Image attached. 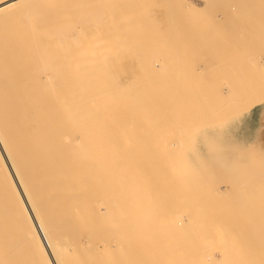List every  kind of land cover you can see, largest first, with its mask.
<instances>
[{
	"label": "bare ground",
	"instance_id": "1",
	"mask_svg": "<svg viewBox=\"0 0 264 264\" xmlns=\"http://www.w3.org/2000/svg\"><path fill=\"white\" fill-rule=\"evenodd\" d=\"M88 1L89 0H0V172L3 175L2 177H4V180L2 181H5V184L3 185L1 184L2 183L1 181L0 186L5 185L6 187L5 186L4 187L7 188L9 191V193L7 192L9 195H7L6 197L7 204L6 203L4 204L5 206L4 209L3 208L0 209V264H17L13 253H18L16 255H18L19 257V253L27 249L26 247H30V249L28 248L29 251L31 250V248H34L35 253H32L34 251L32 250L31 251L32 254L30 256H27L26 253H28V251L27 252L23 251L22 254L24 255L25 253L26 258H27V259L25 258V255L24 256L21 255L23 256V259L24 258L26 259L24 260V262H26L29 259V257L32 256V258L29 259L31 261L33 258H35L34 257L35 255L33 256V254H36V256L38 257L37 260H39L36 264H39V263L40 264H211L213 257L211 258L212 255H209L210 251L208 249H211L209 248V246L210 244L214 245L213 242L215 240L218 243L219 242L221 243L219 239L220 237L218 238V236L221 235V233L223 232L218 233L217 234L218 236H216L217 232L215 230L219 229V227L216 229L218 223L219 224L224 223L222 221L219 222V220H221V218H219L218 223L215 224V221L217 222V219H215L214 216L219 211H221V213L219 212L220 216L224 215L223 211L224 210L226 211V209H224V205H225L224 202L227 200H223L220 198L221 200L224 201L221 209L215 207L216 203L213 206L214 202H212L213 204L212 203L208 204L209 201L211 202L215 199H213V197H210L214 195L210 191V189L207 190L205 188L208 185L207 186L205 185L203 187V184L206 183L207 181V179L203 178V176H202L203 183L199 182V185H197V187H200L201 185L200 183H202L201 185L202 188L201 187L199 188L200 189L199 192L201 194L205 192V194L208 195V196L206 195L207 197L206 196L205 197L209 201H207L204 198V201L206 200L205 202L207 203H204V201L202 200L204 197L203 196L204 194L202 195L201 198H200L201 196L200 194H199L200 196L197 195L198 193L197 191L199 189L196 188L195 184H197V182L194 183L193 179H192L193 181H187L188 183H186L184 181V178L186 175L182 174L183 177H181V180L184 181V183L182 182L183 184L182 183L181 184L183 186L179 183L181 180H179L178 178V172L175 171L176 170L175 166H177V164H175V162H177L175 155L179 153V151L177 152V150L180 149V146H181L180 145L178 148V145H179L178 142L180 141L181 143V139H183L185 132H186L184 131V133H180V130L182 132L183 130L182 128L184 127L183 124L185 123L184 120L186 119L185 117H187V115L184 116V114H187V113H184L182 111V113H184L183 114L184 123H183L182 122L183 118L180 119L182 116V113L180 112L181 115L178 114L179 111H181V110L178 111V108L183 109V106L182 107L181 106L178 107V106H179V100L180 101L182 100V103H183L185 99V102H186L189 96L187 97V94L185 93H183L184 95L179 96L180 94H178L179 93L178 89L173 87L175 84L173 86L171 85L172 87L171 86L166 87L168 83L167 85H164L161 83L158 84V82L156 83L154 80V77L152 76L155 72L154 70L156 69V67L154 68L155 64L152 66V62H151V59H153L154 57L151 58L150 55H148V58H146V54L148 53L146 51H145L146 54L143 53L142 52L143 50H141V52H136V50H139L138 46H137L138 47L137 49L135 48L136 49L135 52L130 51L132 48L129 50L128 47L124 46L126 44L125 42L128 39L127 30L129 29L127 27L129 25H126L127 27H124L125 26L124 25L125 22H124V24H121L122 26L124 25L123 30L122 29L118 30L119 27L116 28L117 25L115 26L114 22H112L114 18H116L117 21H122V20L124 21L126 17L129 18L128 16H130L131 14L129 10H126V11L130 15L127 14L125 10H123V8L126 7L124 6V4L120 5L121 7L122 6L124 7H122L121 9L119 7L120 10L118 13H116L118 17H116V15H113L111 17L110 19L112 20L111 25L110 27H108V23L110 22V20L109 22H106L103 19V18H106V20H108L107 17H104V15H107V14L103 15V12L108 9L107 5H105V3L107 2L105 0H103V2L100 0L101 3H104V6L102 4L100 8L102 9L103 7H105V9L103 8L102 10H100V8L98 7L100 3L97 4L99 2L98 0H97L98 1L97 3H95V1L93 2L92 0V2L95 4L94 6L97 5L96 7L98 8L91 7L93 6L91 4L92 2L87 3ZM107 1L108 2L110 1L108 3L109 5L113 4L111 2L112 0H107ZM184 2L186 1H183V3ZM86 3L91 4V6L90 5L88 6ZM125 5H127V3ZM140 6H143V5H140ZM157 6H159V4ZM111 7L109 8L111 9ZM113 7L111 10L110 9L107 10L108 13L109 11L111 12L114 9ZM170 7H171V4H170ZM176 7H178V5H176ZM180 7H183V5ZM140 8H136V9H140ZM191 10L192 9H190L189 13H192ZM208 10L209 9H207V11ZM100 11L101 12L103 11V12L101 13ZM137 11H140V10H137ZM222 11H224V8ZM199 12L200 14H202L201 11ZM208 12H210V10ZM216 12L218 13V11ZM119 13L120 15H118ZM171 13L173 12L171 11ZM121 14H123L122 17L125 14H127L128 16L126 15V17H123V19H121L122 18ZM101 15L103 16L101 19H103L105 23H107L106 27H108V29L109 28L111 29V27L114 25L115 27L113 26L112 27L113 29L115 28L117 29V31H119V33L121 34L123 33L124 36L125 35L127 36L126 40L124 39L125 40L124 44L123 43H122L123 45L119 44L124 47L122 48L121 46L118 45L117 47H115V49L117 48L118 50L116 49L115 51V49L113 48L114 47L113 45L118 44L116 42H119L118 36H120V34L119 33L116 34L117 35L116 38L118 37L117 38L118 40L116 38L114 39L113 36L115 35L117 31L115 29H114L115 31L112 30L111 32L114 33V35H112L110 30L108 33L105 30L106 27H103L106 24L104 23L105 25H102L103 23H100L101 24L100 27L102 26L104 28L101 31L105 30L104 33L105 32L106 33L104 35H106V37L109 36V38H103V36L101 35L99 36L98 34L102 33V32L98 33L100 29L99 31L96 30L97 31L96 34L98 33L97 37L99 36V38H103L101 39V41L102 40L107 41V42L111 41L109 42V44L107 43V45L113 46V47L110 46L111 51L108 52L105 44H103L105 42H102L101 44L104 45V47L106 48V51L104 47L102 48V46L99 48L100 44L95 43L94 45H96V47L97 45H99L97 47L99 51L101 49L102 50L104 49L105 52L103 51V53L107 52L106 54H103L102 56L99 55L101 53L98 54L99 51H97L96 47L92 45V40L94 42L96 40L97 43L101 42V41H98L99 39L97 40L94 38L93 34L91 33V31L93 30H89V34H92V36L89 35L88 33H87L88 37H87V34L86 35L83 34V33H86L87 31L86 28H84L83 26L85 25L87 27L88 24H90L88 23V21H94V22L98 21ZM167 15H172V14L169 13ZM180 15H181L182 21L187 16L185 13L184 14L182 13ZM182 15L184 17H182ZM191 15L192 14H190V16ZM108 17H110V13ZM138 17L140 19V16ZM188 17L186 20H190L193 16L189 18ZM214 17L218 18L217 16H214ZM101 19L99 21H103ZM133 19L134 18H132V20ZM146 19H147V16H146ZM213 19L215 20V18ZM86 20L88 24L83 23V22H86ZM135 20L136 19H134V21ZM141 20L142 19H140V21ZM69 21H73V22L69 23ZM77 21H79V23H81L82 25L84 24V25L81 26L79 25V23H75ZM136 21H137V24H134L135 28L134 26L131 25L132 28H134L133 33L135 34H137L138 31L143 32L142 30H140L141 28H143L141 26L142 23L139 22V20H136ZM126 22H129V21L126 19ZM96 23L94 25H96ZM184 23L186 24V22ZM176 25L174 24L173 28H175ZM97 26H99V24L95 26L96 29H98ZM122 26L120 27L122 28ZM170 26L171 25H169V28L167 30H170ZM79 27H83L82 28L83 32H82V29H80ZM154 27L155 26H153V28ZM184 27L187 28V26L185 25ZM146 28H144V32ZM147 29L149 30V27ZM121 30L122 32H120ZM125 31L127 32V34H125L126 33ZM149 31L151 33V30ZM153 31H156V30L154 29ZM139 32H138L139 34L138 36L142 38L141 36H143L144 34L141 35V33ZM209 32L210 31H208L207 33ZM70 33L72 36L70 35ZM78 33L81 34V36L82 35L86 36L88 41H90L89 39H92L90 41L91 45L88 44V46H86L87 45L86 43L88 41L84 43L81 42L80 40L83 38L79 37L80 35ZM158 33H159V30L157 34ZM160 33H163V32L160 31ZM75 34H78V35H75ZM107 34H110V35H107ZM68 35H70L71 37L70 36L68 37ZM164 35L165 34H163V36L161 37H164ZM195 35L198 36V34H195ZM74 36L76 37L78 36L79 38L77 37L76 39V37ZM122 36L120 38L121 41H122ZM201 36L203 35L200 34V38ZM132 38H133V35H132ZM149 38H144V39H149ZM193 38L192 39L189 38V39L193 40ZM207 38L209 37L207 36ZM78 39L80 40L78 41ZM130 39L131 37L128 39V43L126 46L129 45V42L131 45V41H129ZM150 39L151 40L149 41L144 40V42L147 41V44L142 41L141 45L143 47L144 45L148 46L149 44L148 42L151 43V41H153L152 38ZM209 39L207 42H209ZM201 40H204V39L202 38ZM217 40L218 39L214 41H217ZM82 41H84V39ZM139 41L140 40H138V43ZM157 41H158V38H157ZM161 41H159L160 44H161ZM112 42L113 43L115 42L116 44H113ZM172 42H173V39H172ZM172 42H169V43H172ZM200 42H202L203 44V41H200ZM153 43L155 44V41L152 42V44ZM195 43H197V41ZM81 44L83 45L86 44V45L84 47ZM163 44L165 45V43ZM170 45H173V44H170ZM196 45L199 46L198 43ZM195 46L193 47L194 50H196ZM130 47H133V45ZM176 47L175 48L170 47V48L172 50L173 49L176 50ZM215 47L216 46L214 47L211 46V48H215ZM198 48H200V46ZM209 48L210 46L208 47V49ZM92 49L93 50L96 49V52H94L95 50L92 51ZM150 49L151 47L147 50L149 51ZM156 49H158V47ZM156 49L154 51L158 52V50ZM171 49L170 51H172ZM201 50L200 52H204V49H201ZM210 50L209 52L205 50V52L210 53ZM176 51L174 52L176 53V55H174L175 59L177 56H180L178 55L179 54L178 50ZM197 51L199 52L198 49ZM151 52L153 53V50ZM157 52L156 54H159ZM228 53H230V51ZM164 54H167V53H164ZM185 54H187V52ZM194 55H197V54H194ZM205 55L208 57V54L205 53ZM210 56L211 55H209V57ZM169 57H171V55ZM149 58L151 59L149 60ZM158 58L159 57H157V59ZM171 58L169 59L171 60ZM179 58L181 59V57ZM179 58L177 57L176 59L177 63H178ZM147 59L149 60V62L146 61ZM186 60H184V63L183 62L182 63L186 64L188 62L187 60V62L185 63ZM168 61L169 60H167V62ZM201 61L202 60H200V63ZM206 61H204L203 65H205ZM167 62L165 61V63ZM171 62H174V61L171 60ZM191 62H189V64ZM196 63H198V66H199V60ZM212 64H213V61H212ZM158 65H160L159 62H158ZM180 66L182 68V71H181V75H182L184 73L183 71L185 67H183L184 65L182 66V64H180ZM138 67H139L138 69L139 72L137 71ZM205 67H208V66H205ZM160 68H163V66H161ZM169 68H171V66ZM187 68H188V63H187ZM190 69L192 70V68ZM172 70L174 71V69ZM191 70H189L190 74L192 73ZM209 71H210V68H209ZM140 72L147 73V75H150L152 73L150 75L152 77L150 76L147 77V75L144 74L146 78L144 75H143L144 78H139L136 75L139 73V76H140L141 75ZM204 72L207 73L206 70H204ZM199 73L198 75L200 76L202 73L200 74ZM164 74L162 76H164ZM234 75L235 74L233 73V76ZM166 76L167 75H165V77ZM184 76H185V73H184ZM207 76H210V75H207ZM201 78L203 79V77ZM170 79L171 78H169L168 80ZM174 79H176V76L174 77ZM173 83H175V80ZM218 83H221V82H218ZM177 84L178 85L181 84L180 81L179 83L177 82ZM177 84L175 85L176 87H177ZM186 84H189V83H186ZM201 84L199 86L200 88H198V84L197 86L193 85L194 87L198 88L197 89L193 87L196 90V93L198 94L202 90L203 91L201 93L206 92L205 88L203 89ZM254 87H252V91L255 89ZM213 88L215 89L216 86ZM233 88H235V86ZM179 89H184V87L179 88ZM237 89H235V92ZM240 89L242 88L240 87ZM185 90L187 91V89ZM243 90L240 92L243 93ZM255 90L257 91V89ZM193 92L194 91H192V93ZM207 92H206L207 95L203 93L204 94L203 98H201L202 97L200 95L201 93L197 95L198 99L196 97V99L200 101H203V99L205 98L204 100L206 101L205 102L206 104H203L204 101L203 102L199 101V103L200 104L202 103L205 106V108L211 106V104L210 106H208L209 103H207L211 97L210 95L208 96V94L209 93L211 94V92L210 91L209 93ZM194 94L193 96L191 95V98L192 97L194 98ZM231 94H234V93H231ZM224 95H228V93ZM234 95H237L238 97V94L235 93ZM252 95H255V97L257 96L256 92L255 94H252ZM217 97L219 100L223 98V95H222V98L221 96L219 97L216 95L215 98ZM229 97L231 96H228V98ZM251 97L253 99V96ZM251 97L249 96L248 99H251ZM212 98H214L213 95H212ZM232 99H225V101L226 102L229 100L232 101ZM254 101H256V99ZM192 102L194 101H191V103ZM223 102L224 101L222 100L221 103L220 102L219 103L222 104ZM213 103H214V100H213ZM202 104L201 106H203ZM226 104L227 103H225V105ZM189 107H192V106H189ZM202 108L205 109L204 107ZM211 109H209V111H211ZM224 110L225 109H222V112ZM191 112H194V111H191ZM198 112H201V111H198ZM195 114L196 113H193V116ZM203 114L204 113H202V115ZM216 114H217V117H219L218 116L219 113L216 112ZM202 115H200V117ZM214 115H215V112H214ZM166 117L169 118L167 122L169 123L170 121L169 124H165L166 122L163 121L164 119L166 121L167 119ZM194 118L195 117H193L192 119ZM178 119L181 121H179ZM203 119L205 121V118ZM189 121H191V119ZM195 122H196V119H195ZM201 122L200 124H204ZM164 124L166 126H164ZM179 124L180 126L183 125L181 129L179 127ZM205 125L207 124L205 123ZM166 127H169V128H166ZM148 130H150L151 135L149 133H146ZM179 133L182 134L181 135V137L183 136L182 138L180 137V135H178ZM148 135L152 136V139H151L152 141L153 139L155 141V144H154L153 143L154 141L152 142L149 139L150 142H152L150 147H148L149 146V141L147 140L149 138ZM156 135H159L158 137H162V138L157 139ZM177 135H178V138H180V140L178 139V141L176 140ZM186 138H188V136ZM165 139H167L168 141L173 139L172 140L173 143L171 142L169 143ZM166 141L168 142L169 146L171 144L173 148L171 146H170L171 148L167 147L166 146L167 144L164 145ZM181 144L183 147V142ZM155 145H157V147ZM161 145L164 148H160ZM176 147L178 149H176ZM237 150L239 151V149ZM219 151H217V153H219ZM175 152L177 153L175 154ZM222 152H223V149H222ZM224 152L226 153L227 151L225 150ZM227 154L226 156L223 153H221L220 155L218 154L219 156L218 158L217 157L216 158L219 159L220 161L225 162L224 160L226 159ZM235 155L233 154L231 156L235 157ZM241 157H240V161H243L244 158L241 159ZM238 159L239 158H236L235 160L238 161ZM219 160L217 161L219 162ZM179 161L180 160L178 159V162ZM226 164L228 163H225V165ZM178 165L180 164L178 163ZM217 165L215 167H217ZM223 165L221 166L224 167ZM263 165L264 164H262V166ZM211 167L214 168V165L213 166L210 165V167L207 166L205 170L209 168L208 171L213 172V169L211 170ZM230 167L227 168L228 171H230L229 169H232V167L231 168ZM244 167L246 166L244 165ZM257 168L259 169V167ZM261 168H260V172H263L261 171ZM216 169L214 171H216ZM221 170L225 171L222 168ZM240 170H244V169H242L241 167ZM240 170L238 169V172H240ZM169 171L171 173H169ZM201 172H205V171H201ZM201 172H198V173H201ZM219 172L220 171H218V174H220ZM179 173L181 174V172ZM192 174L193 176L195 175L193 171H192ZM213 174H216V173H212V175ZM221 174L224 175L223 173ZM198 175L200 176V174ZM244 175H245V172H244ZM191 176L189 177L190 178L189 180H191ZM209 177L211 176H208V178ZM262 177L260 178L262 179ZM213 178L214 176L210 178V182L208 181L209 182L208 188H210L211 179ZM260 178L259 180H261ZM203 179L206 181L204 182ZM223 180L224 179H222V181ZM251 180H253V178ZM189 182L190 183L192 182V183L190 184ZM244 182L245 184H248L246 183V180H244ZM193 183L195 186L193 185ZM211 184H213V181ZM181 186L183 187V189ZM215 186L213 187L215 188ZM232 187H231L232 189L231 191L235 192L234 191L235 187L234 188ZM195 188L196 190L197 189L198 190L196 191ZM201 189L202 190L206 189V190L203 192ZM238 189H240V187ZM253 189L255 188L253 187L252 190ZM256 190L257 189H255V191ZM262 190L263 191H261V193L264 192V189ZM207 191H210L211 193L210 192L206 193ZM242 191H244L243 188H242ZM195 192H197L196 195H195ZM222 193L221 194L219 193V194L222 196L223 195ZM216 194L214 196H216ZM258 194L260 193L258 192ZM227 195L229 194L223 195L222 198L225 197L226 199ZM234 195L235 194L233 193V197ZM252 195H253V192H252ZM209 197L211 198V200L209 199ZM252 197L254 199L255 196H251L250 198L252 199ZM234 201L235 200H233V202L231 201L232 205H234L233 204ZM236 201H238V199ZM231 203L229 202L230 205ZM226 206L227 205H225V207ZM179 207L182 209H180ZM233 208L235 209L234 206ZM237 208L238 207H236V209ZM178 209L183 210L182 211L183 213L180 212L179 214ZM217 209L219 211H214ZM230 209H232V207H230ZM230 211H226V213L228 212L229 214ZM213 212L215 214H213ZM181 213L185 215L186 219H181L182 218L180 216ZM6 214L10 216V219L11 217L12 218L14 217V221H13L14 227L13 225H11L12 223L9 225H7L8 223L5 224L6 222H9V221H4L7 218V217L6 218L4 217V216H7ZM212 215L214 218H212ZM3 217L5 218L4 220H2ZM195 217L196 219H194ZM192 218L194 219V221L195 220L196 221L194 222ZM208 218H210L211 222L214 223V225L216 226H213L212 224L213 227H211V223L208 220ZM213 219H215V221ZM10 222H12V220ZM189 223H191L190 226H193L192 224H195V226L198 227L199 225V228L201 229L202 227L203 230L195 229V231H191L192 227L191 228L188 227L189 229L188 228L182 229L183 228L182 226H184L185 224L189 225ZM206 225L207 226L209 225L210 228H213L212 230L215 229L214 231L216 233L214 232L215 233V236H213L214 238L212 237L213 231L209 227H205ZM5 227H7L8 229H6ZM9 227H11L12 229H10ZM9 229L13 230L16 233L11 234L13 231H9V234H8ZM233 231H236V230H233ZM228 234L230 233L228 232ZM246 234H248V232ZM9 235L10 237H12L13 235L15 236L12 237L13 238L12 239L9 237ZM215 237L217 238L215 239ZM248 237H251V236H248ZM207 239H210V240L212 239L213 241L212 240L210 241L212 243L210 242L208 243ZM221 240L223 241V237L221 238ZM230 240L232 239H229L226 241H230ZM241 240L238 241L237 245H240L241 243L243 244V242L246 243L247 241V239H245L246 241H243V242H241ZM217 242L215 245L216 247L217 245L218 246L220 245V244H217ZM207 243L209 246L207 245ZM223 243H224L223 245H225V242ZM21 245H23V247H20ZM233 246L234 248L237 247L235 245ZM251 246L254 247L253 244ZM177 247H178V250L176 249ZM220 247H221L220 252H222L221 254L223 255V257L221 256L220 257L221 259L226 257L225 259L222 260L226 262V259H228L227 255L226 254L224 255V252H226L225 251L226 248L225 250H223L222 247L224 248V246H219L217 249L220 250L219 249ZM21 248L23 250L20 251ZM236 252H239V251H236ZM29 254L30 253H28V255ZM235 254L237 255V253H234L233 256H235ZM249 254L250 253H247V255ZM238 255H242V253ZM244 256L246 255L244 254ZM244 256H241V257L244 258ZM237 257L238 256H236V258ZM236 258H234L233 260H236ZM23 259L21 258V260ZM216 259H219V258H216ZM233 260L232 261L229 260L231 264ZM248 260L250 261L251 259L249 258L247 259V261ZM33 261L35 262L34 259ZM240 262L238 264H240ZM227 264L229 263L227 262Z\"/></svg>",
	"mask_w": 264,
	"mask_h": 264
},
{
	"label": "rangeland",
	"instance_id": "2",
	"mask_svg": "<svg viewBox=\"0 0 264 264\" xmlns=\"http://www.w3.org/2000/svg\"><path fill=\"white\" fill-rule=\"evenodd\" d=\"M95 1V3H97L98 1V3L97 4H99L98 5V7L100 8L101 7V5L103 4V6H104V3H101V1L103 2V0H93V2ZM107 3H105V5H107V10H109L110 8L109 7H111L113 4V6H115V7H113L114 9L110 12L109 11V13H110V17H108L109 16V13H108V11L106 10V11H102L103 12V15L104 14H107V15H104V17H107V19L108 20H106V18H103L106 22H109V20L111 19V17L113 16V15H116V13H118L119 12V10L122 8V7H124V6H126L125 8H123V10H129V12H130V14L126 11V13L127 14H129L130 16H132V17H130V16H128L127 14H125L123 17H126V15L131 19V21H130V19L129 18H125L124 19V21L122 20V21H117V19L116 18H114V20L112 21V20H110V24L108 23V27H110V25H111V21L112 22H114V25L116 26V28H118V30H120V29H122L123 30V28L124 27H127L126 25H129L127 28L129 29V30H127L128 31V39L131 37V39L129 40V41H131V45H130V42H129V45L128 46H126L127 45V43H128V39H127V41L125 42V40H126V38H127V36L125 35L124 36V34L122 33H119V31H117V29H115L117 32L115 33V35H114V33L113 32H111L112 30H114L112 27L114 26L113 24V26L111 27V29L109 28L108 29V27H106L107 26V23H105V21L103 20V19H101L103 16L101 15V17H100V19L101 20H103V21H96V22H94V21H88V23H90V24H88L87 23V20H86V22H83L84 24H88V26L90 27H86L84 24V26L81 24V23H79V21H77V22H75V23H79V25H81V26H83L84 28H86V33H83V34H89V30H93V31H91V33L93 34V36H94V38L95 39H99L98 41H101V39H103V38H109V36H107L106 37V35H104L106 32H108L109 33V30H110V32L112 33V35H114L113 37H114V39L116 38V34L117 33H119L120 34V36H118L117 38L119 39V42H116V43H118V44H116L115 42L113 43V44H116V45H113V46H111V45H107V43L109 44V42H111V41H109V39H108V41L109 42H107V41H101V42H99V43H97V41L95 40V42L92 40V39H89L90 41L92 40V45L93 46H95L96 47V45H94L95 43L96 44H100V46L99 45H97V47L99 46V48L102 46V48L104 47V45H102L101 43L102 42H105V43H103V44H105V46H106V48H107V50H108V52L109 51H111L110 50V46L111 47H113L114 49H115V47H117L119 44H124V42L126 43L124 46L125 47H128V49L130 50L131 48L132 49H134V50H130V51H134L135 52V50L138 48L139 50H136V52H141V50H143L142 52L143 53H145L146 54V52L148 53V54H146V58H148V55H150V57L151 58H153L154 59V61H153V59H151V58H149V60L151 59V62H152V66L154 65V68L156 67V69L154 70L155 72H154V74L152 75L153 77H154V80H155V82L157 83L158 82V84L159 83H161V84H164V85H167V83H168V85L166 86V87H170L171 85L173 86L174 84L176 85L177 84V82L179 83V81H180V83L181 84H177V87L174 85L173 87H175V88H177L178 89V91H179V93L178 94H180L179 96H181V95H184L183 93H185V94H187V97H188V99L186 100V102H185V99H184V102L182 103V100L180 101L179 100V106L178 107H182L183 106V109L182 108H178V111L179 110H181V111H179V115H181V113H182V111L184 112V113H187V114H184V113H182V116H181V118L180 119H182V122L184 123V121H185V123L183 124V123H181V124H183L184 125V127H186V128H184L183 127V125H181L180 126V124H179V127H180V129L182 128L183 130H182V132H181V130H180V133H184V131H186L185 132V135H184V137H183V139H181V143L183 142V147H182V144L180 143V141L178 142V148H179V146H180V149H178L177 147H176V149H178L177 150V152L179 151V153H177V152H175V158H176V160H177V162H175V164H177V166H175V168H176V170L175 171H177L178 172V178H179V180H181V177H183V175L182 174H185L184 176H185V178H187V179H185L184 178V181L186 182V183H188L187 181H193L194 180V183L195 182H197V184H195L196 185V188H200L201 187V185H202V176H203V178H206L207 179V181L206 180H204L203 179V181L205 182L206 181V183H204L203 184V187L206 185H208L209 186V182H210V178H212L213 176H214V178L213 179H215V180H213V179H211V183H212V181H213V184H211L210 183V188H208V186L207 187H205L207 190L208 189H210V191L215 195L216 193H218V191H219V193L221 194L222 192V194L223 195H225V194H229V195H227L226 196V199H225V197L224 198H222V196L218 193V194H216V196H214V195H212V196H210V197H213V199H215V200H213V201H209V200H207L206 199V197L208 196L207 194H205V190H202L204 193V195L203 194H201L199 191H200V189L197 191L196 190V188H195V190L198 192H195V195H196V193H197V195L198 196H200V198L202 197V195L204 196L203 197V201H204V198L207 200V201H209L208 202V204L210 203H212V202H214V204H213V206L215 205V203H216V205H215V207H217V208H219V209H221V207L223 206V200H227V201H225L224 202V204L225 205H227L226 207H225V205H224V209H226V211H230L229 212V214H228V212L226 213V211L224 210L223 212H224V215L223 216H220L219 214L221 213V211H219L218 209L217 210H214V211H219V212H217L216 213V215L214 216L215 217V219H217V222L215 221V219H213L214 221H215V224H217L218 223V219L219 218H221V220H219V222L220 221H222V222H224V223H221V224H217V227H216V229L219 227V229H217V230H212L213 228H210L209 227V225L207 226H205V227H209L212 231H213V234H212V232H211V234H212V237L213 236H215V233H216V236H218L217 234L218 233H220V232H223V233H221V235H219L218 236V238L220 239V241H221V243L219 242H217L215 239L217 238V237H215V241L213 242L214 243V245L212 244H210V246L208 245V243L212 240H210V239H207V241H208V243H207V245L209 246V248H211V249H208L209 251H210V254L209 255H212L211 256V258H212V262H211V264H227V262L229 263V264H231V262L230 261H232L234 258H236V256H238L237 258H236V260H237V262H236V260H233V262H232V264H238L240 261H242V262H240V264L241 263H243V264H255V262H256V264H259V262H260V264H264V202H262V201H264V192H262L261 193V191H263L262 189H264V165L262 166V164H264V0H168V1H166V0H112L111 2L113 3L112 5H109L108 3L110 2H108L107 0H105ZM104 1V2H105ZM120 1V2H119ZM180 1V2H179ZM183 1H186V2H184L183 3ZM90 2H92V0L90 1H88L87 3H90ZM91 3L93 6H91V4H87L88 6L90 5L91 7H96V6H94L95 4L94 3ZM130 2H131V4H130ZM140 2V3H139ZM162 4H161V3ZM166 2V3H165ZM127 3V5H125ZM149 3V4H148ZM124 4V6H120V5H123ZM159 4V6H157ZM161 4V5H160ZM164 4V5H163ZM170 4H171V7H170ZM174 4V5H173ZM185 4H187V5H185ZM108 5H109V7H108ZM140 5H143V6H140ZM146 5V6H145ZM163 5V6H162ZM166 5V6H165ZM176 5H178V7H176ZM183 5V7H180V6H182ZM220 5V6H219ZM224 5H225V7H224ZM102 6V7H103ZM138 6V7H137ZM148 6V7H147ZM187 6V7H186ZM205 6H207V7H205ZM98 7H96V8H98ZM112 7H111V9H112ZM118 9H117V8ZM119 7H120V9H119ZM131 7H133V8H131ZM141 7V8H140ZM160 7V8H159ZM169 7V8H168ZM174 9H173V8ZM221 7V8H220ZM104 9H105V7H103ZM102 8V9H103ZM136 8H140V9H136ZM143 8V9H142ZM181 8H183V9H181ZM185 8V9H184ZM206 8V9H205ZM223 8H224V11H222L223 10ZM101 8H100V10H102ZM110 9V10H111ZM117 9V10H116ZM131 9V10H130ZM169 9V10H168ZM171 9V10H170ZM182 11H181V10ZM189 9V10H188ZM190 9H192L191 11H192V13H189L190 12ZM207 9H209L210 10V12H208L207 11ZM115 10V11H114ZM137 10H140V11H137ZM144 10V11H143ZM184 10V11H183ZM215 10V11H214ZM113 11H114V13H113ZM153 11H155V12H153ZM170 11V12H169ZM171 11L173 12V13H171ZM179 11H181V12H179ZM198 11V12H197ZM199 11H201V13L202 14H200V12ZM203 11H204V13H203ZM211 11H212V13H211ZM214 11V12H213ZM216 11H218V13L216 12ZM101 12V11H100ZM101 12V13H102ZM121 12H122V10H121ZM120 12V13H121ZM136 12V13H135ZM141 12V13H140ZM145 12V13H144ZM161 12V13H160ZM172 14V15H167V14ZM186 14L187 16L184 18V20H186L187 19V17L189 16V17H192L190 20H186V21H182V18H181V15L179 14ZM220 12V13H219ZM222 12V13H221ZM113 13V14H112ZM120 13L118 14V15H120ZM153 13V14H152ZM210 13V14H209ZM214 13V14H213ZM217 13V14H216ZM124 14V13H123ZM123 14H121V17H122V15ZM134 14V15H133ZM190 14H192L191 16H190ZM202 16H200V15ZM216 14V15H215ZM245 14V15H244ZM180 17H179V16ZM205 15V16H204ZM240 15V16H239ZM241 15H242V17H241ZM136 18H135V17ZM138 16H140V19H142L141 21H140V19H139V17ZM146 16H147V19H146ZM155 16H156V18H155ZM170 16V17H169ZM172 16V17H171ZM214 16H217L218 18H216V17H214ZM116 17H118L117 15H116ZM120 17V16H119ZM120 17V18H121ZM123 17L121 18V19H123ZM138 17V18H137ZM167 17V18H166ZM180 18V20H179V18ZM182 17H184L183 15H182ZM188 17V18H189ZM201 17V18H200ZM206 17H208V18H206ZM232 17H234V18H232ZM240 17V18H239ZM112 18V19H113ZM119 18V19H120ZM132 18H134V19H136V20H139V22H141L142 23V27L143 28H141V26H140V30H142L143 32H144V28H148L149 27V30H151V33L154 35H152L151 33H150V31L146 28V30H145V32L143 33V32H139V33H141V35H143V36H141L142 38H140V36H138L139 34H138V32H137V34H135V33H133V29L135 28V25L134 24H137V21L135 20L134 21V19L132 20ZM145 18V19H144ZM172 18H173V20H172ZM198 18H200V19H198ZM213 18H215V20L213 19ZM238 18V19H237ZM115 19H116V21H115ZM118 19V20H119ZM126 19L129 21V22H126ZM151 19V20H150ZM172 21H171V20ZM144 20V21H143ZM177 20V21H176ZM197 20H198V22H200V23H198L197 22ZM201 20V21H200ZM135 23H134V22ZM147 21V22H146ZM149 21V22H148ZM152 21V22H151ZM196 21V22H195ZM228 21H229V23H228ZM230 21H232V22H230ZM51 22H53V21H51ZM68 22V21H67ZM73 21H69V23H72ZM82 22V21H81ZM99 22V23H98ZM116 22V23H115ZM124 22H125V24H124ZM139 22H138V24H139ZM154 22V23H153ZM168 22V23H167ZM184 22H186V24L184 23ZM195 24H194V23ZM202 22V23H201ZM96 23V25H98L99 24V26H97L98 27V29H96L95 28V26L96 25H94ZM100 23H103L102 25H105V26H103V27H106L105 28V30H106V32L104 33V31L105 30H103V31H101L102 29H104L102 26V28L100 27ZM105 23V24H104ZM140 23V24H141ZM144 23V24H143ZM149 23V24H148ZM197 23V24H196ZM121 24H124L123 26L121 25ZM148 24V25H147ZM152 24V25H151ZM154 24V25H153ZM174 24L176 25L175 26V28H173L174 27ZM179 24V25H178ZM183 24V25H182ZM227 24V25H226ZM134 26V28H132V26ZM144 25V26H143ZM145 25H147V26H145ZM169 25H171L170 26V30H167L168 28H169ZM184 25L185 26H187V28H185L184 27ZM200 25V26H199ZM224 25V26H223ZM78 26V25H77ZM114 26V27H115ZM120 26H122V28L120 27ZM153 26H155L154 28H153ZM83 27H79L80 29H82ZM182 27H184L185 28V30H184V28H182ZM87 28H89V29H87ZM151 28V29H150ZM221 28V29H220ZM99 29H100V31H99ZM130 29H131V31H130ZM156 30V31H153V30ZM174 29H176V30H174ZM182 29V30H181ZM189 29V30H188ZM203 29V30H202ZM207 29V30H206ZM209 29H211V30H209ZM85 30V29H84ZM96 30H98L99 32L98 33H100V32H102L101 34H98L99 36L101 35V36H103V38H99V36L97 37V34H96ZM114 30V31H115ZM122 30L120 31V32H122ZM158 30H159V33L157 34V32H158ZM174 32H173V31ZM180 30H181V32H180ZM191 30V31H190ZM213 30V31H212ZM94 31H95V33H94ZM149 31V32H148ZM160 31L161 32H163V33H160ZM167 31H171L170 33L169 32H167ZM178 31H179V33H178ZM208 31H210L209 33H207ZM82 32H83V29H82ZM126 32V31H125ZM124 32V33H125ZM132 32V33H131ZM135 32V31H134ZM156 32V33H155ZM188 32H189V34H188ZM203 32V33H202ZM207 34H206V33ZM212 32V33H211ZM79 33H81V32H79ZM78 33V34H79ZM130 33V34H129ZM148 35H147V34ZM168 33V34H167ZM175 33V34H174ZM191 33V34H190ZM193 33V34H192ZM205 33V34H204ZM211 33V34H210ZM68 34V33H67ZM78 34H75V35H78ZM88 34H87V37H88ZM92 34H89V35H91L92 36ZM125 34H127V32L125 33ZM163 34H165L164 35V37H161V36H163ZM174 34V35H173ZM183 34V35H182ZM186 36H185V35ZM188 34V35H187ZM195 34H198V36L197 35H195ZM200 34L201 35H203V36H205V37H203V36H201V38H200ZM210 34V35H209ZM70 35H71V33H70ZM70 35H68V37L70 36ZM80 36L79 37H82L83 39H84V41H82L83 39H78V41L80 40L81 42H87L88 40H87V38H86V36H84V35H82L81 36V34H79ZM107 35H110V34H107ZM123 35V36H122ZM132 35H133V38H132ZM150 35V36H149ZM159 35V36H158ZM171 35V36H170ZM180 35H182V36H180ZM190 35V36H189ZM192 35V36H191ZM210 38H207V36ZM72 36V35H71ZM70 36V37H71ZM105 36V37H104ZM121 36H122V41H121ZM152 36V37H151ZM175 38H174V37ZM177 36V37H176ZM74 37H76V36H74ZM78 37V36H77ZM77 37H76V39H77ZM78 37V38H79ZM112 37V36H111ZM125 37V38H124ZM139 39H138V38ZM152 38V40L153 41H151V43L150 42H148L149 44H148V46L146 45H144V47L141 45V43H142V41L144 42V40H147V41H149V40H151L150 38ZM156 37V38H155ZM173 37V38H172ZM185 37V38H184ZM193 38V40H190V39H192ZM90 38H92V37H90ZM93 38V39H94ZM116 38V39H117ZM144 38H149V39H144ZM155 38V39H154ZM157 38H158V41H157ZM163 38H164V40H163ZM190 38V39H189ZM197 38V39H196ZM206 39L205 40V42H204V40H201V39ZM69 39V38H68ZM113 39V40H114ZM117 39V40H118ZM125 39V40H124ZM134 39V40H133ZM172 39H173V42H172ZM180 39V40H179ZM183 39V40H182ZM187 39V40H186ZM208 39H209V42H207L208 41ZM216 39H218L217 41H214V40H216ZM105 40V39H104ZM112 40V39H111ZM138 40H140L139 41V43H138ZM161 40H163V41H161ZM168 40V41H167ZM176 40V41H175ZM90 41H88L86 44H81L82 46H84L85 47V45L86 46H88V44H90L91 45V42ZM147 41L146 42H144V43H146L147 44ZM155 41V44L153 43L152 44V42H154ZM157 41V42H156ZM159 41H161V44H160V42ZM193 41V42H192ZM197 41V43L199 44V46H200V48L201 49H204V52H205V50L206 51H208L209 52V50H210V53H207V52H205L206 54H208V57L205 55V53L204 52H200V48H198L199 46L198 45H196L197 43H195ZM200 41H203V44H202V42H200ZM220 41V42H219ZM94 42V43H93ZM159 42V43H158ZM169 42H172V43H169ZM177 44H176V43ZM183 42H185V43H183ZM200 42V43H199ZM216 44H215V43ZM112 43H110V44H112ZM138 43V44H137ZM143 43V44H144ZM163 43H165V45L163 44ZM168 43V44H167ZM175 43V44H174ZM192 43V44H191ZM218 43V44H217ZM79 44V43H78ZM122 44V45H123ZM156 44H157V46H156ZM170 44H173V45H170ZM184 44V45H183ZM186 44V45H185ZM188 44H190V45H188ZM202 44V45H201ZM207 44V45H206ZM133 45V47H130V46H132ZM151 45V46H150ZM153 45V46H152ZM159 45V46H158ZM169 45V46H168ZM175 45V46H174ZM176 45H177V47H178V49H177V47H176ZM184 47H183V46ZM197 46V48H196V46ZM206 45V46H205ZM109 48H108V47ZM119 46H121V45H119ZM124 46H121L122 48L124 47ZM138 46V47H137ZM155 46H156V48L158 47V49H156L155 48ZM186 46V47H185ZM195 46V49L196 50H194L193 49V47ZM202 46H204V47H202ZM210 46V48L208 49V47ZM211 46H216L215 48H211ZM96 47V49H97V51H99L98 50V48ZM142 47V48H141ZM147 47V48H146ZM151 47V51L153 50V53L151 52H149L147 49H149ZM161 47V48H160ZM175 48L176 47V50H178V55H180V56H177L178 58L179 57H181V59L179 58L178 59V63H177V57H176V59H175V57H174V55H176V53H174L176 50L175 49H171V48ZM105 48V47H104ZM106 48H105V51H106ZM119 48V47H118ZM136 48V49H135ZM160 48V49H159ZM163 48V49H162ZM168 48H170L172 51H170V49H168ZM187 48V49H186ZM96 49H92V51H94V52H96ZM117 49V48H116ZM116 49H115V51H116ZM145 49V50H144ZM158 50V52L157 51H154V50ZM164 49H166V50H164ZM181 49H183V50H181ZM192 49V50H191ZM197 49L199 50V52L197 51ZM213 49H214V51H213ZM118 50V49H117ZM161 50V51H160ZM190 50V51H189ZM103 51H104V49L102 50H100L99 52H98V54L99 53H101V54H99V55H103V54H106V53H103ZM104 51V52H105ZM113 51V50H112ZM146 51V52H145ZM168 51V52H167ZM189 51V52H188ZM193 53H192V52ZM197 51V52H196ZM201 51H203V50H201ZM230 51V53H228ZM156 52L157 53H159V54H156ZM167 53V54H164V53ZM170 52H171V54H170ZM177 52V51H176ZM187 52V54H185V53ZM191 52V53H190ZM234 52V53H233ZM173 53V54H172ZM203 53V54H202ZM213 54V56H212V54ZM216 53V54H215ZM164 54V55H163ZM171 55V57H169L170 55ZM194 54H197L198 55V57H197V55H194ZM155 55V56H154ZM163 55V56H162ZM193 55V56H192ZM209 55H211L210 57H209ZM182 56H184V57H182ZM186 56V57H185ZM204 56V57H203ZM157 57H159L158 59H157ZM174 57V58H173ZM192 57V58H191ZM165 58H166V60H165ZM169 58H171V60L172 61H174V62H171V60L169 59ZM188 58V59H187ZM191 58V59H190ZM195 60H194V59ZM205 60H204V59ZM209 58H211V59H209ZM217 58V59H216ZM160 59V60H159ZM173 59H175L176 60V62H175V60H173ZM182 59H184V60H188V62H187V60L185 61V63L187 62L188 63V68H187V63L186 64H183L184 63V60H182ZM189 59H190V61H189ZM194 61H193V60ZM149 60L147 59L146 61H148L149 62ZM159 60V61H158ZM167 60H169L168 62H167ZM180 60V61H179ZM182 60V61H181ZM199 60V66H198V63H196L197 61ZM200 60H202L201 61V63H200ZM207 60V61H206ZM210 60V61H209ZM219 60V61H218ZM223 60V61H222ZM163 61V62H162ZM165 61L167 62V63H165ZM192 61V62H191ZM204 61H206V63H205V65H203L204 64ZM212 61H213V64H212ZM150 62V63H151ZM158 62H159V64L161 65V63H162V65L161 66H163V68H160L161 66L160 65H158ZM179 62H181V63H179ZM183 62V63H182ZM189 62H191L190 64H189ZM209 62V63H208ZM211 62V63H210ZM214 62H216V63H214ZM224 62V63H223ZM147 63V62H146ZM164 63V64H163ZM172 63V64H171ZM196 63V64H195ZM176 66H175V65ZM180 64H182V66L183 67H185L184 68V73H185V76H184V73L181 75V71H182V68H181V66H180ZM192 64V65H191ZM195 64V65H194ZM165 65V66H164ZM173 65H174V67H173ZM211 65H213V66H210ZM171 66V68H169V67ZM191 66V67H190ZM195 66V67H194ZM205 66H208V67H205ZM137 67V66H136ZM166 67V68H165ZM176 67V68H175ZM158 68H159V70H158ZM167 68H168V70H167ZM187 68V69H186ZM190 68H192V70L190 69ZM204 68V69H203ZM206 68V69H205ZM209 68H210V71H209ZM139 67L137 68V71L139 72ZM164 70V71H162V70ZM172 69H174V71L172 70ZM201 71H200V70ZM212 69V70H211ZM214 69H216V70H214ZM219 69V70H218ZM172 70V71H171ZM189 70H191V74H190V71ZM202 70H203V72H202ZM204 70H206L207 71V73H205L204 72ZM158 71V72H157ZM161 71V72H160ZM170 71V72H169ZM186 71V72H185ZM194 71V72H193ZM196 71V72H195ZM189 72V73H188ZM202 73L200 76L198 75V73ZM209 72H210V74H209ZM222 74H221V73ZM232 72V73H231ZM141 73V72H140ZM165 73V74H164ZM170 73H172V74H170ZM193 73H194V75H193ZM197 73V74H196ZM199 73V74H200ZM229 75H228V74ZM233 73L236 75H234L233 76ZM144 74H146L147 75V73H141V75L139 76V73L136 75L137 77H139V78H144L143 77V75ZM152 74V73H151ZM150 74V75H151ZM161 74V75H160ZM164 74V76H162ZM176 74V75H175ZM188 74V75H187ZM190 74V75H189ZM212 74V75H211ZM219 74V75H218ZM150 75H147V77L148 76H150ZM157 75V76H156ZM165 75H167L166 77H165ZM169 75V76H168ZM175 75L176 76V79H174V77L173 76ZM182 77H181V76ZM207 75H210V76H207ZM228 75V76H227ZM232 75V76H231ZM145 76V75H144ZM152 76H150V77H152ZM196 76H197V78H196ZM217 76V77H216ZM223 76H224V78H223ZM230 76V77H229ZM156 77V78H155ZM161 77V78H160ZM180 77V78H179ZM192 77H193V79H192ZM201 77H203V79L201 78ZM231 77H232V79H231ZM233 77H235V78H233ZM145 78H146V76H145ZM165 78V79H164ZM169 78H171L170 80H168ZM173 78V79H172ZM185 78V79H184ZM189 78V79H188ZM212 78V79H211ZM158 79V80H157ZM180 79V80H179ZM196 79V80H195ZM202 81H201V80ZM210 79V80H209ZM222 79V80H221ZM225 79V80H224ZM174 80H175V83H173L174 82ZM213 82H212V81ZM215 80V81H214ZM220 80V81H219ZM235 80V81H234ZM239 80V81H238ZM167 81H169V82H167ZM171 81H173V82H171ZM182 81V82H181ZM187 81V82H186ZM191 81H193V82H191ZM232 81V82H231ZM237 81V82H236ZM240 81H241V83H240ZM164 82V83H163ZM166 82V83H165ZM198 82V83H197ZM200 82V83H199ZM206 82V83H205ZM209 82V83H208ZM218 82H221V83H218ZM222 82H224V83H222ZM154 83V82H153ZM173 83V84H172ZM185 83V84H184ZM186 83H189V84H186ZM204 84V85H202V84ZM150 84H152V83H150ZM160 84V85H161ZM183 84H184V86H183ZM197 84H198V88H200L199 86H200V84H201V86H202V88L204 89L205 88V90H206V92L207 93H209V91L211 92V94L209 93L208 94V96L210 95L211 97H210V99H209V101L207 102V103H209L208 104V106H210V104H211V106L210 107H207V108H205V106L203 105V104H206L205 102V98L203 99V101H200V100H197L198 99V97H197V95H199L198 93H196V90L194 89V88H197V87H194V86H197ZM208 86H207V85ZM209 84H211V85H209ZM236 84H238V85H236ZM188 87H187V86ZM191 87H190V86ZM194 85V86H193ZM243 85V86H242ZM171 86V87H172ZM184 87V89H179V88H183ZM216 86V90L213 88V87H215ZM222 86V87H221ZM223 86H225V87H223ZM235 86V88H233ZM237 86V87H236ZM246 86V87H245ZM255 86V87H254ZM165 87V86H164ZM186 87V88H185ZM194 87V88H193ZM210 88V90H209V88ZM220 87V88H219ZM240 87L242 88V89H240ZM252 87H254L255 89H257V91L254 89L253 91H252ZM197 88V89H198ZM232 88V89H231ZM238 88V89H237ZM247 88V89H246ZM185 89H187V91L185 90ZM235 89H237V90H239V91H237L236 90V92H235ZM244 89V90H243ZM201 90V89H200ZM243 90V93L242 92H240V91H242ZM183 91V92H182ZM192 91H194L193 93H192ZM214 91H216V92H214ZM232 91H234V92H232ZM249 91H250V93H249ZM256 92V97H255V95H252V94H255V92ZM198 92V91H197ZM206 92H203L204 94H206ZM246 92V93H245ZM195 93V94H194ZM203 93H201L200 95L202 96L201 98H203L204 97V94ZM218 93H220V94H218ZM228 93V95H224V94H227ZM231 93H236V94H238V97H237V95H234V94H231ZM242 93V94H241ZM189 94V95H188ZM193 94H194V98H193V100H192V98H191V95L193 96ZM203 94V95H202ZM215 94V95H214ZM240 94V95H239ZM207 95V94H206ZM212 95L214 96V98L216 97V95L217 96H221V98H222V95H223V98L222 99H219L218 100V97L217 98H212ZM186 96V95H185ZM228 96H231V97H229L228 98ZM240 96H242V97H240ZM249 96L251 97V96H253V99H252V97H251V99L253 100H251V99H248L249 98ZM196 97H197V99H196ZM200 97V96H199ZM234 97V98H233ZM185 98V97H184ZM191 98V99H190ZM233 98V99H232ZM247 98V99H246ZM200 99V98H199ZM214 100V103H213V100ZM225 99H232V101L231 100H229V101H225ZM238 99V100H237ZM256 99V101H254ZM224 101L225 103H227L226 105H225V103L223 102L222 104H220L221 103V101ZM249 100H251V101H249ZM191 101H194L195 102V104H194V102H192L191 103ZM199 101L200 102H203V106H201V104L199 103ZM217 101V102H216ZM232 103H231V102ZM181 102V103H180ZM220 102V103H219ZM229 102V103H228ZM237 102V103H236ZM244 102V103H243ZM252 102V103H251ZM190 103V104H189ZM200 105H199V104ZM184 104V105H183ZM215 104H217V105H215ZM195 105V106H194ZM197 105H199V106H197ZM226 107H225V106ZM189 106H192V107H188ZM194 106V107H193ZM222 106V107H221ZM225 108H224V107ZM238 106V107H237ZM186 107H187V109H186ZM202 107H204L205 109H203ZM216 107V108H215ZM235 107H237V108H235ZM194 108V109H193ZM199 110H198V109ZM200 108H201V110H200ZM212 108V109H211ZM220 108H222V109H225L223 112H222V109H220ZM193 109V110H192ZM209 109H211V111H209ZM214 109V110H213ZM217 109V110H216ZM189 112H188V111ZM206 110V111H205ZM213 110V111H212ZM233 110V111H232ZM191 111H194V112H191ZM197 111V112H196ZM198 111H201V112H198ZM203 111V112H202ZM181 112V113H180ZM206 112V113H205ZM214 112H215V115H214ZM216 112H218L219 114H218V116L219 117H217V114H216ZM193 113H196L194 116H193ZM202 113H204L203 115H202ZM227 113V114H226ZM183 114H184V116H186L187 115V117H185L186 119L184 120V116H183ZM192 116H191V115ZM198 114H200V115H202L201 117H200V115H198ZM210 116H209V115ZM226 116V115H228V116H224V115ZM197 115V116H196ZM206 115V116H205ZM224 116V117H223ZM179 117V116H178ZM193 117H195L194 119H192ZM197 117H198V119H200V120H198L197 119ZM200 117V118H199ZM211 117V118H210ZM220 117H222V118H220ZM165 118V117H164ZM167 119H166V121H165V119L163 120L164 122H166L165 124H169L170 123V121H169V123H167L168 122V117H166ZM203 118H205V121H204V119ZM216 118H218V119H216ZM220 118V119H219ZM191 119V121H189ZM195 119H196V122H195ZM216 119V120H215ZM179 120V119H178ZM184 120V121H183ZM213 120V121H212ZM179 121H181V120H179ZM194 121V122H193ZM202 121V122H201ZM209 121V122H208ZM163 122V123H164ZM200 122L201 123H204V124H200ZM196 123H197V125H196ZM205 123L207 124V125H205ZM164 124V126H166ZM187 124V125H186ZM188 124H190V125H188ZM193 124V125H192ZM194 126V127H193ZM192 129H191V128ZM166 128H169V127H166ZM165 128V129H166ZM149 131V132H148ZM146 133H151L150 132V130H148ZM192 132V133H191ZM178 134V135H180V137H181V135L182 134ZM190 134V135H189ZM192 134V135H191ZM151 135V134H150ZM178 135H177V137H176V140L178 141V139L180 140V138H178ZM188 136V138H186L187 136ZM149 136V135H148ZM159 135H156V137H157V139L159 138H162V137H158ZM194 138H193V137ZM155 137V136H154ZM155 137V138H156ZM181 137V138H182ZM190 137V138H189ZM184 138H186V139H184ZM193 138V139H192ZM152 139V136H149V138L147 139L148 141H149V146L148 147H150V145H151V143L154 141V139H153V141L152 142H150V140ZM157 139H155V140H157ZM170 139V138H169ZM165 140H167V139H165ZM172 140L173 139H171L170 141H168L169 143L171 142V143H173L172 142ZM159 141V140H158ZM164 141V140H163ZM166 141V143L164 144V145H166L167 147H169V148H173V146H171V144H170V146H169V144H168V142ZM157 142V141H156ZM161 142V141H160ZM154 144H155V141L153 142ZM159 143V142H158ZM158 143H157V145H158ZM162 143V142H161ZM160 144V143H159ZM252 144V145H251ZM157 145H155L156 147H157ZM163 145V144H162ZM162 145L160 146V148H164V147H162ZM255 145V146H254ZM185 146V147H184ZM234 146V147H233ZM159 147V146H158ZM166 147V148H167ZM227 148V149H226ZM233 148V149H232ZM236 148V149H235ZM216 149H218V150H216ZM222 149H223V152H222ZM229 149V150H228ZM237 149H239V151L237 150ZM244 149V150H243ZM247 149V150H246ZM255 149V150H254ZM216 150V151H215ZM220 150V151H219ZM227 151L226 153L224 152V151ZM242 152H241V151ZM253 150V151H252ZM217 151H219V153H217ZM234 151V152H233ZM215 152V153H214ZM223 153L225 156H226V154L227 153H229V154H227V157H226V159L224 160L225 162H223V161H220L219 159H217L218 158V156L221 154V153ZM246 152V153H245ZM255 152V153H254ZM217 153V154H216ZM241 153V154H240ZM258 153V154H257ZM182 154V155H181ZM213 154V155H212ZM219 154V155H218ZM235 155V157L234 156H231V155ZM249 154V155H248ZM230 155V156H229ZM240 155V156H239ZM243 155V156H242ZM180 156V157H179ZM242 156V157H241ZM254 158H253V157ZM258 156V157H257ZM217 157V158H216ZM240 157H241V159L242 158H244L243 159V161H240ZM228 158H229V160H228ZM236 158H239L238 159V161L240 162H238L237 160H235ZM178 159L180 160L179 162H178ZM210 159H211V161L213 162H211L210 161ZM252 159V160H251ZM217 160H219V162L217 161ZM226 160H227V162H226ZM247 160V161H246ZM260 160V161H259ZM253 161V162H252ZM230 162V163H229ZM178 163L180 164V165H178ZM211 163V164H210ZM224 165H223V164ZM225 163H228V164H226L225 165ZM253 163V164H252ZM214 165V168H212L211 167V170L213 169V172L212 171H208V169H206L205 170V168H207V166H209L210 167V165L211 166H213ZM218 164V165H217ZM242 164V165H241ZM258 166H257V165ZM261 164V165H260ZM217 165V167H215ZM221 165H223L224 167H222ZM228 165H229V167H230V165H231V167H232V169H229L230 171H228V169L227 168H229L228 167ZM233 165H235V166H233ZM244 165L246 166V167H244ZM179 166H181V167H179ZM221 166V167H220ZM250 168H249V167ZM256 166V167H255ZM230 167V168H231ZM236 167H237V169H236ZM242 167V169H244V170H240V168ZM257 167H259V169L257 168ZM261 167H263V168H261ZM177 168H178V170H177ZM219 169V170H217V169ZM221 168L223 169V170H225V171H222L221 170ZM260 168H261V171H263V172H260ZM180 169V170H179ZM188 169V170H187ZM198 169H199V171H198ZM216 169V171H214ZM238 169L240 170V172H238ZM246 169V170H245ZM258 169V170H257ZM253 170V171H252ZM174 171V170H173ZM172 171V172H173ZM174 171V172H175ZM192 171H193V173L195 174L194 176H193V174H192ZM197 172V174H196V172ZM201 171H205V172H201ZM207 171V172H206ZM218 171H220L219 173L220 174H218ZM242 171H243V173H242ZM258 171V172H257ZM177 172H176V174H177ZM179 172H181V174L179 173ZM191 172V173H190ZM198 172H201V173H198ZM244 172H245V175H244ZM253 172V173H252ZM169 173H171L170 171H169ZM168 173V174H169ZM204 173V174H203ZM212 173H216V174H213L212 175ZM221 173H223L224 175H222ZM227 173V174H226ZM238 173V174H237ZM252 173V174H251ZM198 174H200V176L198 175ZM202 174V175H201ZM209 174V175H208ZM211 174V175H210ZM241 174H243V175H241ZM249 174H251V175H249ZM259 174H260V176H259ZM179 175H180V177H179ZM192 175V176H191ZM197 175H198V177H197ZM249 175V176H248ZM262 175H263V177H262ZM3 175H2V173L0 172V183H1V181L2 180H4V177H2ZM188 176V177H187ZM191 176V180H189L190 177ZM196 176V177H195ZM205 176V177H204ZM208 176H211V177H209L208 178ZM221 176V177H220ZM242 176H244V177H242ZM247 176V177H246ZM254 176V177H253ZM2 177V178H1ZM194 177V178H193ZM201 177V178H200ZM224 177V178H223ZM228 177V178H227ZM238 179H237V178ZM250 178V180H249V178ZM258 179H257V178ZM260 177H262V179L260 178ZM197 178V179H196ZM218 178V179H217ZM253 178V180H251ZM259 178L261 179V180H259ZM183 179V178H182ZM193 179V180H192ZM209 179V180H208ZM221 179V180H220ZM222 179H224L225 180V182H224V180L222 181ZM229 179V180H228ZM237 181H236V180ZM196 180V181H195ZM200 180V181H199ZM244 180H246V183H248V184H245V182H244ZM250 182H249V181ZM184 181H180L179 183L181 184L182 182L184 183ZM209 181V182H208ZM228 181H230V182H228ZM233 181V182H232ZM235 181V182H234ZM258 181V182H257ZM262 181V182H261ZM4 182V183H3ZM199 182H202V183H200L201 185H200V187H197V185H199ZM239 182V183H238ZM257 182V183H256ZM182 183V184H183ZM190 183V182H189ZM192 183V182H191ZM190 183V184H191ZM194 183H193V185H194ZM226 183V184H225ZM228 183H230V184H228ZM2 185L3 184H5V181H2V183H1ZM179 184V185H180ZM181 184V185H182ZM258 186H257V185ZM194 185V186H195ZM216 185V186H215ZM5 186V185H4ZM4 186H0V209L1 208H5V206H4V204L6 203V201H7V199H6V197H7V195H9L8 193H9V191H8V189L7 188H5ZM183 186V185H182ZM181 186V187H182ZM213 186H215V188L213 187ZM233 186V187H232ZM241 186H242V188H243V190L244 191H242V188H241ZM257 186V187H256ZM231 187L232 188H234L235 187V189H234V191L235 192H232L231 190ZM240 187V189H238V188ZM250 187V188H249ZM255 188V189H257L256 191H255V189H253L252 190V188ZM202 188V187H201ZM180 189V188H179ZM182 189H183V187H182ZM204 189V188H203ZM230 189V190H229ZM213 190V191H212ZM224 190V191H223ZM226 190V191H225ZM246 190V191H245ZM248 190V191H247ZM201 191V192H202ZM210 191H207L206 193H208V192H210ZM217 191V192H216ZM241 191V192H240ZM8 192V193H7ZM210 192V193H211ZM231 192V193H230ZM237 192V193H236ZM252 192H253V195H252ZM256 192V193H255ZM258 192L260 193V194H258ZM182 193V192H181ZM233 193L236 195H234V197H233ZM245 193V194H244ZM251 193V194H250ZM2 194V195H1ZM6 194V195H5ZM200 194V195H199ZM207 195V196H206ZM218 195H220V196H218ZM242 196V197H240V196ZM250 195V196H249ZM257 195H258V197H257ZM261 195V196H260ZM181 196V195H180ZM197 196V197H198ZM206 196V197H205ZM251 196H255L254 197V199H253V197H252V199L250 198ZM263 196V197H262ZM3 197H5V198H3ZM209 197V199L211 200V198ZM229 197V198H228ZM216 198H217V200H216ZM223 199V200H221V199ZM235 198V199H234ZM261 198V199H260ZM5 199V200H4ZM218 199H220V200H218ZM238 199V201H236ZM245 199V200H244ZM205 200V201H206ZM233 200H235L234 201V205H232V203H231V201L233 202ZM250 200V201H249ZM253 200H255V201H253ZM259 200V201H258ZM262 200V201H261ZM204 201V203H207V202H205ZM244 201V202H243ZM222 202V203H221ZM228 202V203H227ZM229 202L231 203V205L229 204ZM237 202V203H236ZM239 202V203H238ZM262 203H263V205H262ZM7 204V203H6ZM244 204V205H243ZM251 204H252V206H251ZM254 204V205H253ZM256 204V205H255ZM228 205H230V206H228ZM241 205V206H240ZM249 205V206H248ZM4 206V207H3ZM181 206V205H180ZM233 206L235 207V209L233 208ZM243 206V207H242ZM248 206V207H247ZM251 206V207H250ZM255 206V207H254ZM257 206V207H256ZM260 206V207H259ZM228 207V208H227ZM230 207H232V209H230ZM236 207H238L237 209H236ZM245 207V208H244ZM180 208V207H179ZM245 209V211H244V209ZM247 208V209H246ZM250 208V209H249ZM253 208H255V209H253ZM180 209H182V208H180ZM249 209V210H248ZM258 209V210H257ZM260 209V210H259ZM253 210H254V212H253ZM256 210V211H255ZM183 210H179L178 209V212H179V214H180V212H182ZM234 211V212H233ZM244 211V212H243ZM239 212V213H238ZM258 212V213H257ZM260 212H261V214H260ZM183 213V212H182ZM181 213V219H186V217H185V215L184 214H182ZM235 213V214H234ZM237 213V214H236ZM243 213H244V215H243ZM213 214H215L214 212H213ZM233 214V215H232ZM7 216H4L6 219H8V220H6L4 217L2 218V220H4V221H11L12 220V222H4L5 224H7V225H9V224H11V225H13V227H14V217L12 218L11 217V219H10V216L8 215V214H6ZM218 215H219V217H218ZM12 216H13V214H12ZM228 216H230V217H228ZM253 216V217H252ZM213 217V215H212V218H214ZM10 219V220H9ZM193 219V218H192ZM194 219H196V217L194 218ZM194 219H193V221H194ZM189 220V219H188ZM208 220L210 221V223H211V227H213V226H216V225H214V223H212L211 222V220H210V218H208ZM212 220V221H213ZM224 220H226V221H224ZM250 220V221H249ZM257 220V221H256ZM192 221V222H193ZM196 221V220H195ZM194 221V222H195ZM229 221V222H228ZM226 222H227V224H226ZM186 224H188V223H186ZM185 224V225H186ZM190 224L191 223H189V225H186V227H185V225L184 226H182L181 228L182 229H184V228H188V227H192V229H191V231H195V229L196 230H198V229H200L199 228V225H198V227L197 226H195V224H192L193 226H190ZM209 224V223H208ZM212 224H213V226H212ZM231 226H230V225ZM223 225V226H222ZM194 227V228H193ZM204 227V226H203ZM222 227V228H221ZM227 227H229V228H227ZM6 229H8L7 227H5ZM10 229H12L11 227H9ZM215 228V227H214ZM228 229V231H227V229ZM8 230V234H9V231H13V230ZM189 229V228H188ZM206 229V228H205ZM245 229V230H244ZM200 230H203L202 229V227H201V229ZM209 230V229H208ZM218 230H220V231H218ZM224 230V231H223ZM233 230H236V231H233ZM240 230V231H239ZM242 230H243V232H242ZM251 231V232H250ZM14 232V231H13ZM11 233V234H15L16 232H14V233ZM215 232V233H214ZM228 232L230 233V234H228ZM231 232H232V234H231ZM248 232V234H246V233ZM227 233V234H226ZM251 233V234H250ZM10 234V235H11ZM223 234H224V236H223ZM262 234V235H261ZM10 235H9V237H10ZM230 235V236H229ZM232 235V236H231ZM247 235V236H246ZM15 235H13L12 237H14ZM234 236V237H233ZM237 238H236V237ZM246 236V237H245ZM248 236H251V237H248ZM12 237H10V238H12ZM211 237V238H212ZM223 237V241L221 240V238ZM230 237H232V238H230ZM244 237H245V239H247V241L244 239ZM214 238V237H213ZM232 239V240H230V241H226V240H229V239ZM13 239V238H12ZM219 239H217V240H219ZM234 239V240H233ZM237 239V240H236ZM242 239V240H241ZM250 239H251V241H250ZM261 239V240H260ZM241 240V242H243V241H246V243L245 242H243V244L241 243H239L240 245H237V243H238V241H240ZM213 241V240H212ZM234 241H236V242H234ZM256 241V242H255ZM216 242H217V244H220L219 246H224V248L222 247V249L223 250H225V248H226V252H224V255L226 254L227 255V258L228 259H226V262H224V261H222L223 259H225V258H222L221 259V257H223V255L221 254L222 252H220L221 251V247L219 248L220 250H218L217 248L219 247L218 245H217V247L215 246L216 245ZM223 242H225V245H223L224 243ZM229 244H228V243ZM253 242V243H252ZM210 243H212V242H210ZM236 243V244H235ZM244 243H245V245H244ZM258 243V244H257ZM222 244V245H221ZM254 245V247H252L251 245ZM229 245H230V247H229ZM233 245H235V246H237L236 248H234V246ZM249 245V246H248ZM214 246V247H213ZM20 247H23V245H21ZM232 247V248H231ZM240 247V248H239ZM243 247V248H242ZM263 247V248H262ZM19 248V247H18ZM17 248V249H18ZM27 249L29 248L30 249V247H26ZM213 248V249H212ZM228 248V249H227ZM248 248V249H247ZM251 248V249H250ZM261 248V249H260ZM27 249H25V250H23L22 248L20 249V251L21 250H23L24 252H27L28 251V253H30L29 255H28V253H26V255L27 256H30L32 253H35V250H34V248H31V250L29 251V249L27 250ZM177 250H178V247L176 248ZM240 249V250H239ZM32 250H34L32 253H31V251ZM217 250V251H216ZM228 250H229V252H228ZM234 251V252H232V251ZM244 250V251H243ZM15 251H17V250H15ZM23 251H21L20 253H19V257H18V255H16V254H18V253H13V255H14V257H15V261L17 262V264L19 263V264H24V263H28V264H36L39 260H37L38 259V257L36 256V254H33V256L35 257V258H33L34 260H35V262L33 261V259L30 261L29 259H31L32 258V256L31 257H29V259L26 261V262H24V260H26L27 258H26V255H25V253H24V255H25V258L23 259ZM208 251V252H209ZM236 251H239V252H236ZM19 252V251H18ZM246 252V253H245ZM256 252V253H255ZM234 253H237V255L235 254V256H233L234 255ZM242 253V255H238V254H241ZM247 253H250L249 255H247ZM230 254H232V255H230ZM244 254L246 255V256H244ZM21 255H23V256H21ZM221 256V257H220ZM233 256V257H232ZM241 256H244V258L243 257H241ZM249 256V257H248ZM257 256V257H256ZM242 258V259H240V258ZM255 257V258H254ZM263 257V258H262ZM21 258L23 259V260H21ZM216 258H219V259H216ZM246 258V259H245ZM251 259L250 261L248 260L247 261V259ZM188 259H190V258H188ZM255 259V260H254ZM230 260V261H229ZM240 260V261H239ZM244 260V261H243ZM24 263H23V262ZM219 261V262H218ZM239 261V262H238ZM182 262H183V260H182ZM235 262V263H234ZM248 262V263H247ZM254 262V263H253ZM40 264V263H39Z\"/></svg>",
	"mask_w": 264,
	"mask_h": 264
}]
</instances>
